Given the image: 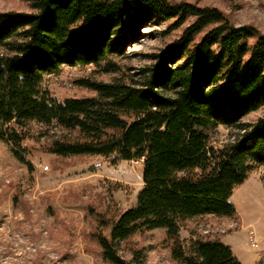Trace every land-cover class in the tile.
Masks as SVG:
<instances>
[{
  "label": "trees",
  "instance_id": "1",
  "mask_svg": "<svg viewBox=\"0 0 264 264\" xmlns=\"http://www.w3.org/2000/svg\"><path fill=\"white\" fill-rule=\"evenodd\" d=\"M29 12H0V136L19 162L31 126L60 131L47 147L59 157L101 156L111 164L141 161L143 188L134 207L99 221L95 237L110 264H142L121 244L166 230L179 264H242L223 240L181 238L196 218H232L230 199L252 171L264 169V34L235 26L216 7L170 0H21ZM187 25L156 55L140 80L76 83L93 97L59 102L46 79L62 66L94 65L117 73L113 58L153 21ZM219 126L235 131L217 147ZM109 229V235L102 230Z\"/></svg>",
  "mask_w": 264,
  "mask_h": 264
},
{
  "label": "rangeland",
  "instance_id": "2",
  "mask_svg": "<svg viewBox=\"0 0 264 264\" xmlns=\"http://www.w3.org/2000/svg\"><path fill=\"white\" fill-rule=\"evenodd\" d=\"M170 1L216 7L235 26H252L264 34V0ZM7 11L29 12L30 5L0 0V12ZM171 23L155 20L145 26L137 39L127 43L124 55L113 58L119 66L117 73H105L94 65H64L46 79V87L62 102L95 96L77 85L84 77L102 82L140 80L142 71L157 63L155 56L169 48L187 26L169 31ZM65 82L73 86L67 88ZM261 117L264 107L245 117L243 123L253 124ZM31 129L24 142L27 164L19 162L0 136V264H110L95 237L99 221L116 219L136 205L144 186L142 162L111 164L101 156L59 157L47 147L60 131L46 132L36 124ZM234 134L219 126L212 134L213 144L220 147ZM230 201L238 211L235 217L188 221L181 229L182 240H225L243 264H254L255 256L259 260L255 264H264V169L252 171ZM102 233L109 235V229ZM120 248L127 260L137 252L142 254V264H179L172 258L165 229L136 235Z\"/></svg>",
  "mask_w": 264,
  "mask_h": 264
},
{
  "label": "crops",
  "instance_id": "3",
  "mask_svg": "<svg viewBox=\"0 0 264 264\" xmlns=\"http://www.w3.org/2000/svg\"><path fill=\"white\" fill-rule=\"evenodd\" d=\"M231 202V201H230ZM232 204V203H231ZM235 207V206H234ZM237 210V209H236ZM238 212V211H237ZM224 242L226 243V244H228L232 249H233V251H234V254H235V256L241 261V258L237 255V253H236V250L233 248V246L231 245V244H229V243H227L225 240H224ZM257 253V252H256ZM255 253V254H256ZM257 257L255 256L254 257V259H253V261H254V264L255 263H257L259 260H258V258L256 259ZM241 263L243 264V262L241 261Z\"/></svg>",
  "mask_w": 264,
  "mask_h": 264
},
{
  "label": "built area",
  "instance_id": "4",
  "mask_svg": "<svg viewBox=\"0 0 264 264\" xmlns=\"http://www.w3.org/2000/svg\"><path fill=\"white\" fill-rule=\"evenodd\" d=\"M65 84V86L67 87V88H71L72 86H73V84L72 83H68V82H65L64 83ZM253 241V240H252ZM253 246H255V242L253 241V244H252Z\"/></svg>",
  "mask_w": 264,
  "mask_h": 264
}]
</instances>
